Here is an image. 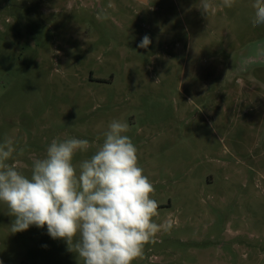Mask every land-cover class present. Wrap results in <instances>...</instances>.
I'll use <instances>...</instances> for the list:
<instances>
[{"label": "rangeland", "instance_id": "obj_1", "mask_svg": "<svg viewBox=\"0 0 264 264\" xmlns=\"http://www.w3.org/2000/svg\"><path fill=\"white\" fill-rule=\"evenodd\" d=\"M255 0H0V144L30 177L53 139L113 120L137 148L164 225L133 264H264V40ZM148 35L147 48L138 45ZM20 149L23 153L20 154ZM0 203V264H83L43 229L12 233Z\"/></svg>", "mask_w": 264, "mask_h": 264}, {"label": "clouds", "instance_id": "obj_2", "mask_svg": "<svg viewBox=\"0 0 264 264\" xmlns=\"http://www.w3.org/2000/svg\"><path fill=\"white\" fill-rule=\"evenodd\" d=\"M231 7L233 0H223ZM212 5L201 0L207 14ZM253 25L264 24V0L252 5ZM150 37H142L147 48ZM129 125L113 120L95 153L73 164L79 151L90 148L86 139H53L43 158L32 162L30 177L8 163L16 149L11 139L0 144V203L14 217L12 233L30 226L63 240L83 264H133L143 256L164 225L153 221L158 203L154 186L138 164L137 148L125 135ZM20 154L23 149H20Z\"/></svg>", "mask_w": 264, "mask_h": 264}, {"label": "water", "instance_id": "obj_3", "mask_svg": "<svg viewBox=\"0 0 264 264\" xmlns=\"http://www.w3.org/2000/svg\"><path fill=\"white\" fill-rule=\"evenodd\" d=\"M146 3V0H138ZM253 66H264V40L247 45L239 58L237 72L244 73Z\"/></svg>", "mask_w": 264, "mask_h": 264}, {"label": "flooded vegetation", "instance_id": "obj_4", "mask_svg": "<svg viewBox=\"0 0 264 264\" xmlns=\"http://www.w3.org/2000/svg\"><path fill=\"white\" fill-rule=\"evenodd\" d=\"M249 69H250V68H249ZM247 70H248V69H247ZM247 70H246V71H247ZM246 71H245V72H246ZM245 72L243 73V74H244V77H245V78L249 77V75H248L247 73H245Z\"/></svg>", "mask_w": 264, "mask_h": 264}]
</instances>
